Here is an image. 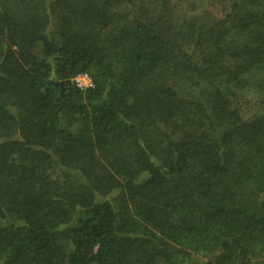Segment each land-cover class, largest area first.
<instances>
[{"label":"trees","instance_id":"1","mask_svg":"<svg viewBox=\"0 0 264 264\" xmlns=\"http://www.w3.org/2000/svg\"><path fill=\"white\" fill-rule=\"evenodd\" d=\"M263 248L264 0H0V264Z\"/></svg>","mask_w":264,"mask_h":264},{"label":"built area","instance_id":"2","mask_svg":"<svg viewBox=\"0 0 264 264\" xmlns=\"http://www.w3.org/2000/svg\"><path fill=\"white\" fill-rule=\"evenodd\" d=\"M74 82L77 87L80 89H87L93 85L92 79L89 74L87 73H82L77 75L74 79Z\"/></svg>","mask_w":264,"mask_h":264},{"label":"rangeland","instance_id":"3","mask_svg":"<svg viewBox=\"0 0 264 264\" xmlns=\"http://www.w3.org/2000/svg\"><path fill=\"white\" fill-rule=\"evenodd\" d=\"M263 242V241H262ZM264 249V248H263ZM262 254H264V251L262 252Z\"/></svg>","mask_w":264,"mask_h":264}]
</instances>
